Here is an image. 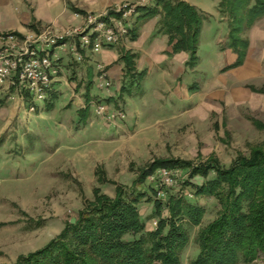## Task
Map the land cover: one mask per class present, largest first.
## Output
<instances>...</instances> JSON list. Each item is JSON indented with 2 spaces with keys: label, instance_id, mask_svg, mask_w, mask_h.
I'll list each match as a JSON object with an SVG mask.
<instances>
[{
  "label": "rangeland",
  "instance_id": "rangeland-1",
  "mask_svg": "<svg viewBox=\"0 0 264 264\" xmlns=\"http://www.w3.org/2000/svg\"><path fill=\"white\" fill-rule=\"evenodd\" d=\"M29 1L0 0L4 12L0 22L8 24L4 29L0 23V34L48 31L65 38V45L54 50L55 88L35 112L28 111L30 102L22 104L12 92L0 93V264H16L20 257L47 247L87 203L98 196L115 198L117 184L131 187L139 169L156 159H181L198 166L216 158L229 168L238 153L249 156L250 146L264 142V130L256 126V122L264 125V14L256 10L257 0L245 4L242 0H172L185 2L198 24L196 40L194 29L189 50L178 53L173 51L175 42L171 44L163 32L162 12L138 21L137 8L156 7L157 0H127L99 9L86 8L88 0H62L88 11L80 27L78 23H33L32 7L40 6L38 0ZM125 5L131 14L109 20L117 32L115 44L96 38L93 44H100L99 52L94 45L83 46L82 37L92 34L87 29L89 17L104 19ZM29 18L23 32L9 29L13 21L20 27ZM134 36L142 57L135 63L142 68L136 69L134 78L123 79L127 86L134 81L136 85L120 97L119 83L107 76L102 51L132 46ZM237 38L245 40L247 48ZM87 66L94 68V74L93 99L85 117L81 111L87 103ZM49 103L53 107L47 110ZM169 172L171 185L157 171L138 188L147 195L138 210L147 232L157 227L156 198L164 204L165 218H170L171 196H183L204 208L200 226L180 221L189 236L181 264H189L200 254V229L220 211L217 199L196 196L195 186L215 179L216 174L191 179L188 169ZM139 237L126 234L124 240ZM254 264H264L262 257Z\"/></svg>",
  "mask_w": 264,
  "mask_h": 264
},
{
  "label": "trees",
  "instance_id": "trees-1",
  "mask_svg": "<svg viewBox=\"0 0 264 264\" xmlns=\"http://www.w3.org/2000/svg\"><path fill=\"white\" fill-rule=\"evenodd\" d=\"M248 1L242 0L244 4ZM72 9L77 14L86 15L84 11ZM256 10L264 14V0H257ZM192 11L185 2L172 0H157L156 7L142 6L136 10L140 14L138 21L162 12L163 32L170 36L171 44L175 42L174 53L189 50L194 29V41L197 38L198 24H194ZM109 17L121 19L122 13L111 10ZM30 27L34 28L33 25ZM132 39L135 41L137 37ZM236 41L243 40L237 38ZM243 42L247 48V42ZM64 43L60 42L59 46ZM137 57L125 48L120 50L125 81L135 77ZM125 83L120 88V97L130 93L136 85L135 81L128 86ZM91 87L92 78L86 85V108L81 111L85 117L93 99ZM52 96L54 99L55 95ZM52 107L53 104L49 103L47 110ZM256 126L264 130V125L256 122ZM161 169H188L191 179L195 175L208 179L211 172L216 174L215 179L195 186V195L215 197L220 211L213 222L200 229L197 238L200 254L189 264H254L261 257L264 261L262 142L250 146L249 156L238 153L229 168L222 167L216 158L198 166L181 159H156L139 169L131 187L117 184L115 198L98 196L94 202L87 203L74 224L67 221L62 234L47 247L20 257L16 264H181L180 254L188 245L189 236L180 221L187 219L191 225L200 226L205 210L190 204L183 196H171L167 205L170 218H165L164 204L156 198L154 215L158 219L157 227L145 232L138 205L147 195L138 188ZM126 234L140 237L125 241Z\"/></svg>",
  "mask_w": 264,
  "mask_h": 264
},
{
  "label": "built area",
  "instance_id": "built-area-1",
  "mask_svg": "<svg viewBox=\"0 0 264 264\" xmlns=\"http://www.w3.org/2000/svg\"><path fill=\"white\" fill-rule=\"evenodd\" d=\"M120 8L115 10L122 13V18L131 14V10ZM133 11V10H132ZM112 17L100 19L89 17L87 29L92 31L91 36L85 35L81 41L83 46L94 45V51L101 50L100 44L93 41L103 38L108 44H115L118 41L117 32L110 27L109 20ZM116 19V18H114ZM75 29L74 33H78ZM120 32V30H118ZM124 31V30H121ZM125 32V31H124ZM65 38L51 36L50 32L41 34H30L20 36L15 33L0 34V93L14 94L22 104L30 102L29 112L37 110L38 103H46L53 91V85L58 75L54 50ZM165 183L172 184L170 172L172 170L161 169ZM192 197V195H191Z\"/></svg>",
  "mask_w": 264,
  "mask_h": 264
},
{
  "label": "crops",
  "instance_id": "crops-1",
  "mask_svg": "<svg viewBox=\"0 0 264 264\" xmlns=\"http://www.w3.org/2000/svg\"><path fill=\"white\" fill-rule=\"evenodd\" d=\"M24 1L26 4L31 3L29 0H24ZM124 1H127V0H88V4L86 5V8L88 7V8H92V9H94V8L99 9V8H105V7H110V6L112 7L115 4L120 3V2H124ZM38 3H39L40 7H35V6L32 7V9H34L32 14H31L33 23L38 22V23H41L42 26L44 24V21L48 24H51V25H54V24L57 25L58 23L71 24V25H75L78 23L79 25L77 27H80L82 25V21H83L84 16L74 12V10L72 9V8H76L74 5H72L70 3H68V5H66L62 2V0H38ZM76 9H78V8H76ZM78 10H80V9H78ZM81 11H84V10H81ZM85 11H86V13H88L87 10H85ZM3 15H4V12L0 10V20L3 18ZM30 19L31 18H29L28 21L20 22L21 23L20 27L18 26L17 21H13V26H12V28H9V29H13V31L23 32V30H25V29H23V28H25L24 26H26L27 24L30 23ZM0 23L4 29H8L7 22L1 21ZM32 25H34V24H32ZM262 35L264 36V34H262ZM253 37L256 39V37H258V35L254 34ZM166 41H167V39H166ZM136 45H138V46H136ZM139 46H140L139 40L138 41L136 40L133 42L132 46L125 44L124 46H122V48L124 47L128 51L137 52V54H138L141 51ZM153 51L154 50H152V52ZM102 53L104 54L105 59H107V62L105 63L106 65H104L108 69L107 76L109 77V79H111L115 82H118L119 88H121V86L124 83V81H123V79H124V77H123V75H124V63L122 61H120V50L117 51V49H115V48H110V49L103 50ZM147 53L148 52L145 51L144 55L145 56L148 55ZM141 58L142 57L140 56V54H138L137 60L140 61ZM89 63H90V61H88V64ZM87 67H88V70H87L88 79H87V81H89V79L93 77L94 68L89 67V66H87ZM136 68L138 70H140L142 68L140 66V63H139V65L136 66ZM56 81H55V83H56ZM54 88H55V86L53 85V90H54Z\"/></svg>",
  "mask_w": 264,
  "mask_h": 264
},
{
  "label": "water",
  "instance_id": "water-1",
  "mask_svg": "<svg viewBox=\"0 0 264 264\" xmlns=\"http://www.w3.org/2000/svg\"><path fill=\"white\" fill-rule=\"evenodd\" d=\"M76 222V219L75 218H72L71 219V223L74 224Z\"/></svg>",
  "mask_w": 264,
  "mask_h": 264
}]
</instances>
